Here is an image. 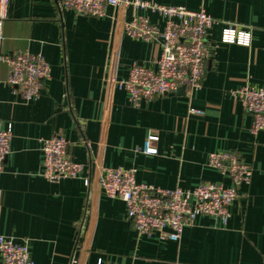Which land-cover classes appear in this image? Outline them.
<instances>
[{
    "label": "crops",
    "instance_id": "1",
    "mask_svg": "<svg viewBox=\"0 0 264 264\" xmlns=\"http://www.w3.org/2000/svg\"><path fill=\"white\" fill-rule=\"evenodd\" d=\"M143 1L205 10L218 23L208 30L201 88L135 108L116 82L128 79L136 63L156 68L151 64L162 40L148 43L124 33L131 8H110L98 18L62 9L60 0H10L3 51L42 55L51 78L27 101L6 83L8 67L0 64V119L13 125L0 173V236L28 241L35 264H264V130L251 133L252 116L231 94L246 85L264 87V0ZM140 15L165 29L166 17L150 10ZM230 24L250 27L252 44L221 43ZM151 134L159 137L157 152L147 155ZM56 135L69 140L71 159L86 166L82 177L51 183L43 176L42 139ZM218 152L250 165L251 183L240 187L226 223L200 216L178 242L139 235L125 203L98 186L103 168L135 169L138 183L163 189L230 186L208 165Z\"/></svg>",
    "mask_w": 264,
    "mask_h": 264
},
{
    "label": "built area",
    "instance_id": "2",
    "mask_svg": "<svg viewBox=\"0 0 264 264\" xmlns=\"http://www.w3.org/2000/svg\"><path fill=\"white\" fill-rule=\"evenodd\" d=\"M10 0H0V64L7 65L6 83L27 101L39 97L43 83L51 78V67L40 54L3 51L2 27ZM62 9L78 16L105 17L108 9L131 8L132 20L123 23V31L129 37L148 43L162 40L161 55L151 65L134 64L128 79L116 82L123 89L130 104L139 108L157 98L176 94L181 88L186 94L201 88L210 56L208 30L218 22L205 10L189 11L183 7H165L143 0H60ZM150 10L167 18L164 30L151 25L140 11ZM177 19V22L175 21ZM221 43L250 46L252 30L242 25H227ZM253 118L251 133L264 130V87L246 85L232 91ZM190 113L202 115L191 109ZM12 123L0 119V173L11 153ZM159 140L151 134L145 142L143 153L156 154L154 143ZM70 142L63 135L42 139L43 176L51 183L62 179L82 177L86 166L74 162L69 156ZM208 165L231 181L230 186L221 183H202L191 190L182 188L163 189L141 184L136 180L135 169L103 168L98 186L105 195L119 198L125 203L126 218L139 235L155 233L178 242L186 227H191L200 216H209L226 223L230 217V205L240 197L242 185H250L252 167L232 152H218L209 156ZM88 188L91 178H85ZM0 264H35L28 241L16 242L0 236ZM95 264H116L99 260Z\"/></svg>",
    "mask_w": 264,
    "mask_h": 264
},
{
    "label": "water",
    "instance_id": "3",
    "mask_svg": "<svg viewBox=\"0 0 264 264\" xmlns=\"http://www.w3.org/2000/svg\"><path fill=\"white\" fill-rule=\"evenodd\" d=\"M179 91H180V92H184V89H183V88H181Z\"/></svg>",
    "mask_w": 264,
    "mask_h": 264
}]
</instances>
